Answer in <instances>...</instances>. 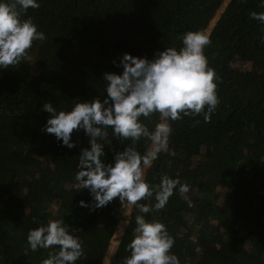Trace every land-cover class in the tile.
Segmentation results:
<instances>
[{"label":"trees","instance_id":"16d2710c","mask_svg":"<svg viewBox=\"0 0 264 264\" xmlns=\"http://www.w3.org/2000/svg\"><path fill=\"white\" fill-rule=\"evenodd\" d=\"M39 3L25 15L46 39L34 41L16 67L0 69V264H41L50 249L32 251L26 234L51 218L64 219L81 239L76 264H104L126 221L108 263L122 264L137 209L118 198L94 211L79 206L90 200L74 180L88 137L74 130L76 146L69 149L42 132L48 116L42 104L67 109L73 99L102 96V74H119L113 61L123 53L152 59L158 50L179 48L180 35L190 30L210 37L204 54L219 78L220 103L208 122L203 114L170 121L173 154L161 152L145 170L153 184L162 174L187 183L191 206L174 191L163 209L145 215L166 225L180 264H264V25L249 15L264 11L259 0ZM141 119L151 130L159 116ZM108 132L105 161L111 162L129 141ZM150 144L142 137L135 146L143 153Z\"/></svg>","mask_w":264,"mask_h":264},{"label":"clouds","instance_id":"9594fccd","mask_svg":"<svg viewBox=\"0 0 264 264\" xmlns=\"http://www.w3.org/2000/svg\"><path fill=\"white\" fill-rule=\"evenodd\" d=\"M40 6L39 0H0V69L19 65L34 41L43 42L46 35L26 16L29 8ZM264 8V0H259ZM264 25V11L249 13ZM181 46L167 47L154 53L152 59L123 53L119 63L122 71L102 74L104 92L90 100L73 99L70 108L58 109L52 101L42 104L48 113L41 131L71 149L76 146L71 135L83 130L88 147L80 149L75 187L86 189L89 201L79 206L94 211L106 206L114 198L135 206V227L126 245L128 255L122 264H180L171 249L174 238L166 225L145 214L163 209L174 191L188 200L189 185L167 174L158 183L145 179V170L161 152L169 151L172 132L170 121L184 116L203 114L208 122L220 103L216 88L219 79L208 65L204 48L210 44L209 35L202 30H190L179 37ZM158 114L159 120L150 130L141 119ZM118 140L129 141L123 150L115 151L111 162L105 161V145H111L109 132ZM151 144L143 153L136 148L141 138ZM154 201L151 206L139 201ZM189 206L191 201L188 200ZM26 242L32 251H50L41 264H76L83 255L81 239L70 231L62 218L30 228Z\"/></svg>","mask_w":264,"mask_h":264},{"label":"rangeland","instance_id":"374dc122","mask_svg":"<svg viewBox=\"0 0 264 264\" xmlns=\"http://www.w3.org/2000/svg\"><path fill=\"white\" fill-rule=\"evenodd\" d=\"M229 0H225V3H227ZM221 12H218L215 19L212 22V26L214 25V23L216 22V20L219 18ZM131 210V208L128 209L127 213H129ZM127 222H121L119 225V230L116 232L115 236L113 237L111 246H110V250H109V255L106 258V260L104 261V264H108L109 263V256L111 255V253L114 251L115 247L118 245L119 243V237L122 233V231L124 230L125 226H126Z\"/></svg>","mask_w":264,"mask_h":264}]
</instances>
